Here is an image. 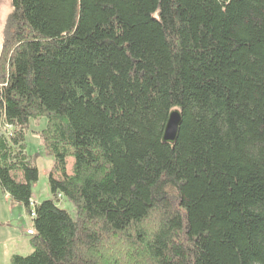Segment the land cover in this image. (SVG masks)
<instances>
[{"label":"trees","instance_id":"trees-1","mask_svg":"<svg viewBox=\"0 0 264 264\" xmlns=\"http://www.w3.org/2000/svg\"><path fill=\"white\" fill-rule=\"evenodd\" d=\"M10 4L0 188L34 214L10 264H264V0ZM40 117L55 164L36 205Z\"/></svg>","mask_w":264,"mask_h":264},{"label":"rangeland","instance_id":"rangeland-1","mask_svg":"<svg viewBox=\"0 0 264 264\" xmlns=\"http://www.w3.org/2000/svg\"><path fill=\"white\" fill-rule=\"evenodd\" d=\"M11 12V4L10 0H0V49L2 43V30L5 23V20L8 14ZM47 118L40 117L37 119H31L29 122L28 129L26 131V147L27 153L32 156L34 164L36 165L39 176L38 181L34 184L32 190V202L35 204H40L41 202L49 199H53V195L51 192L50 184H49V174L54 168L55 159L54 157L48 155L44 151V145L42 138L40 137L39 133L43 130L46 126ZM73 158H68L67 164V172L72 173L73 171ZM11 205H16V202L13 201L9 196L2 191L0 188V236H3L7 233V227L2 225L5 222V216L8 212L11 214L14 213L15 215L18 214V209L11 207ZM58 205L67 210L73 218L76 217L77 211L72 202H70L66 198H61L58 201ZM34 210V206L31 208ZM26 215L28 219H31L30 213L26 211ZM13 224L8 229L16 227L17 230L23 234L26 230V224L23 221L22 224L17 220L12 222ZM17 223V224H16ZM5 232V233H4ZM2 234V235H1ZM30 239L31 236H28ZM33 251V249H32ZM32 251L28 253H23V256L29 255ZM0 264H10V260L7 262H1Z\"/></svg>","mask_w":264,"mask_h":264},{"label":"crops","instance_id":"crops-1","mask_svg":"<svg viewBox=\"0 0 264 264\" xmlns=\"http://www.w3.org/2000/svg\"><path fill=\"white\" fill-rule=\"evenodd\" d=\"M11 207H13V209L17 208L18 214L15 215L12 212L11 214L8 212L5 216V222L2 224L7 227V233L0 236V263L9 261L12 255H22L23 253H28L33 249L31 245L32 236L29 239L28 236L30 235L27 234V230L33 228V220L28 219L26 215L27 210L23 205L16 203V205H11ZM15 220H17V222L19 221V224H22L23 221L25 222L26 230L23 234H21L16 227L8 229V226L10 227L13 224L12 222Z\"/></svg>","mask_w":264,"mask_h":264},{"label":"water","instance_id":"water-1","mask_svg":"<svg viewBox=\"0 0 264 264\" xmlns=\"http://www.w3.org/2000/svg\"><path fill=\"white\" fill-rule=\"evenodd\" d=\"M181 124V112L179 110H173L169 115L164 129L163 141L166 143L174 144L178 138Z\"/></svg>","mask_w":264,"mask_h":264},{"label":"built area","instance_id":"built-area-1","mask_svg":"<svg viewBox=\"0 0 264 264\" xmlns=\"http://www.w3.org/2000/svg\"><path fill=\"white\" fill-rule=\"evenodd\" d=\"M32 205H33V204H32ZM30 216H31V219H33V217H34L33 212L30 213ZM27 234L30 235V236L34 235V230H33V228L28 229V230H27Z\"/></svg>","mask_w":264,"mask_h":264}]
</instances>
